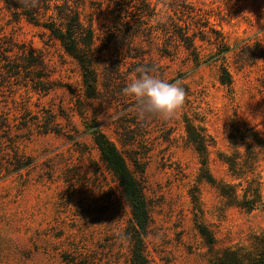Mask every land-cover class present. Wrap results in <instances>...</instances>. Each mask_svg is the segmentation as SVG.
I'll return each instance as SVG.
<instances>
[{
	"label": "rangeland",
	"instance_id": "obj_1",
	"mask_svg": "<svg viewBox=\"0 0 264 264\" xmlns=\"http://www.w3.org/2000/svg\"><path fill=\"white\" fill-rule=\"evenodd\" d=\"M189 1L209 14L230 46L224 59L199 36L198 61L187 58L181 46L167 56L158 50L160 41L150 48L145 43L137 64L119 65L114 53L99 59L97 94L90 99L82 94L75 60L42 28L13 19L0 1V38L40 51L52 86L36 91L19 79H0V264H132L130 210L86 129L92 118L142 186L148 264H211L225 249H255L264 233L263 150H257L255 167L262 201L247 212L227 204L201 177L183 116L205 129L209 172L236 182L217 152L229 151L232 126L247 132V124L264 135V0ZM156 12L161 18L171 14L162 2ZM4 56L15 64L21 60L16 51ZM221 64L231 73L230 86L219 82ZM143 71L184 88V104L173 119H141L134 99L123 94ZM46 124L52 129L44 132ZM16 159L25 166L17 169ZM191 192L198 196L196 206ZM199 222L211 233L212 245L199 233Z\"/></svg>",
	"mask_w": 264,
	"mask_h": 264
},
{
	"label": "trees",
	"instance_id": "obj_2",
	"mask_svg": "<svg viewBox=\"0 0 264 264\" xmlns=\"http://www.w3.org/2000/svg\"><path fill=\"white\" fill-rule=\"evenodd\" d=\"M0 1L13 19L23 18L42 28L75 60L80 70L82 94L88 99L96 97V63L103 56L114 53L119 65L137 64L145 53V43L150 48L160 41L162 47L158 50L161 54L174 56L181 46L186 51L187 58L198 61L199 50L195 42L197 36L215 44L216 54H222V59L230 50L221 32L210 22L209 14L189 0ZM158 2L165 4L171 14L165 18L157 17ZM87 7L91 9L90 12ZM99 22L101 28L98 30L96 23ZM13 51L19 54L21 60L15 64L7 58H0V79L4 81L13 77L33 90L48 91L52 86L49 84L48 75L43 73L46 69L43 54L32 46L16 44L11 37L4 38V41L0 38V57ZM218 79L223 85L232 84L231 73L223 64L219 67ZM183 122L187 139L199 156L201 177L213 184L229 205L247 212L260 205V181L255 167L257 150L264 152V135L247 124V132L239 125L232 126L227 141L229 151L217 152L232 181H236L225 182L217 180L208 170L207 154L210 142L205 129L195 124L187 115L183 116ZM48 125L44 126V132L52 129ZM85 126L91 133L100 159L118 181L122 196L129 207L128 240L131 263L148 264L144 237L149 215L142 186L130 169L123 152L100 130L96 119L92 118ZM16 162L17 169L25 166V162L17 159ZM191 199L195 206L198 205L196 192H191ZM197 227L205 242L212 245L213 237L206 226L199 222ZM256 239L257 245L252 252L241 254L237 250L225 249L213 256L211 264H264V233Z\"/></svg>",
	"mask_w": 264,
	"mask_h": 264
},
{
	"label": "clouds",
	"instance_id": "obj_3",
	"mask_svg": "<svg viewBox=\"0 0 264 264\" xmlns=\"http://www.w3.org/2000/svg\"><path fill=\"white\" fill-rule=\"evenodd\" d=\"M122 92L134 99L137 115L141 119L148 116L165 121L173 119L185 100L184 88L178 83H170L147 71L131 80Z\"/></svg>",
	"mask_w": 264,
	"mask_h": 264
}]
</instances>
